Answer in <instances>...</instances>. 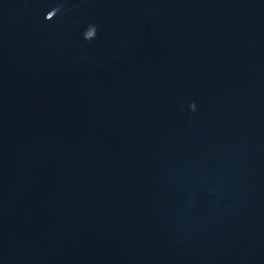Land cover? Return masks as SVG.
<instances>
[{
  "label": "water",
  "instance_id": "water-1",
  "mask_svg": "<svg viewBox=\"0 0 264 264\" xmlns=\"http://www.w3.org/2000/svg\"><path fill=\"white\" fill-rule=\"evenodd\" d=\"M0 264H264V0H0Z\"/></svg>",
  "mask_w": 264,
  "mask_h": 264
},
{
  "label": "clouds",
  "instance_id": "clouds-1",
  "mask_svg": "<svg viewBox=\"0 0 264 264\" xmlns=\"http://www.w3.org/2000/svg\"><path fill=\"white\" fill-rule=\"evenodd\" d=\"M59 11H60L59 8H56V9H55L56 14H57V12H59ZM56 14H55V15H56ZM53 18H54V17H53ZM195 107H196V106H195V103H193V104L190 105V108H191L193 111H195Z\"/></svg>",
  "mask_w": 264,
  "mask_h": 264
}]
</instances>
